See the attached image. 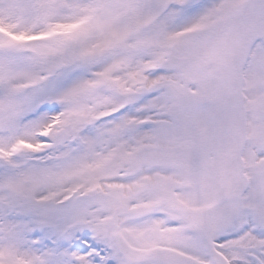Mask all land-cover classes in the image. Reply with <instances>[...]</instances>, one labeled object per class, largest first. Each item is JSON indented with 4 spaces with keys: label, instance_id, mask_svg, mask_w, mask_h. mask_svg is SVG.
I'll list each match as a JSON object with an SVG mask.
<instances>
[{
    "label": "snow or ice",
    "instance_id": "snow-or-ice-1",
    "mask_svg": "<svg viewBox=\"0 0 264 264\" xmlns=\"http://www.w3.org/2000/svg\"><path fill=\"white\" fill-rule=\"evenodd\" d=\"M0 264H264V0H0Z\"/></svg>",
    "mask_w": 264,
    "mask_h": 264
}]
</instances>
